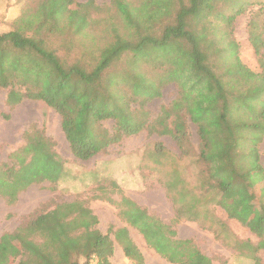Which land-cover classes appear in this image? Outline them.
Listing matches in <instances>:
<instances>
[{"label":"trees","instance_id":"obj_1","mask_svg":"<svg viewBox=\"0 0 264 264\" xmlns=\"http://www.w3.org/2000/svg\"><path fill=\"white\" fill-rule=\"evenodd\" d=\"M254 1L111 0L121 26L115 20L101 26L94 0H42L34 7L21 0V13L6 18L14 21L13 29H0V87L12 109L34 99L56 110L71 151L81 160L145 129L172 136L187 154L191 121L203 165L200 187L216 189L217 204L258 236L257 245L248 244L254 264H264L259 255L264 251L263 10L248 22L260 71L243 63L232 33L237 17ZM170 82L179 87L177 98L163 107L158 124H146L140 99L161 95ZM106 119L116 121L113 131L101 124ZM23 138L0 164V195L9 204L32 184L56 183L64 171L56 143L43 129L32 124ZM129 199L123 218L168 262L214 264L193 239L179 238L169 224ZM97 223L79 201L61 203L4 234L0 264L18 257L17 264H87L93 256L97 264H112L114 242ZM115 239L129 259L146 264L128 228L117 229Z\"/></svg>","mask_w":264,"mask_h":264},{"label":"rangeland","instance_id":"obj_2","mask_svg":"<svg viewBox=\"0 0 264 264\" xmlns=\"http://www.w3.org/2000/svg\"><path fill=\"white\" fill-rule=\"evenodd\" d=\"M41 1L27 0V4L34 7ZM88 1L75 0L76 3ZM94 1L99 6L94 12L99 25L115 20L121 26L120 19L113 16L115 12L111 0ZM259 1L264 6V0ZM259 1L255 0L250 10L237 17L232 32L239 44L241 60L256 72L261 70V66L249 39L248 22L254 13L263 10L259 22L264 24V8H260ZM13 26L14 21L10 22L6 17L0 20L2 31L11 30ZM6 93L7 90L0 87V164L9 161V154L23 145L24 131L35 124L55 141L56 150L64 161V171L56 183L46 181L32 184L19 194L13 204L0 195V239L6 233L16 232L21 226L26 227L37 216L61 203L79 201L98 217L95 228L112 238V264H136L125 255L115 239V231L122 227L128 228L146 264H171L123 218L129 210L126 200L130 198L151 215L169 224L177 231L179 238L193 239L205 254H211L214 264H254L249 244L253 240L257 245L258 236L237 218L227 216L226 211L217 204L216 189L205 191L200 187L199 171L203 165L198 163L199 138L196 126L191 121L188 120L190 141L184 142L187 154L182 153L172 136L145 129L124 138L105 152L81 160L72 153L56 110L34 99H27L12 109L6 103ZM178 93V85L170 82L162 87L161 95L140 99L139 114L146 119V124H158L163 107H169ZM133 105L138 106L136 102ZM101 124L113 131L116 121L106 119ZM178 212L181 216L176 219ZM217 216L224 221L229 218L226 226L216 222L219 219ZM231 228L239 239L236 234L233 237L228 234ZM259 255L264 260L263 250ZM19 259H12L10 264H17ZM87 264L97 263L90 260Z\"/></svg>","mask_w":264,"mask_h":264},{"label":"crops","instance_id":"obj_3","mask_svg":"<svg viewBox=\"0 0 264 264\" xmlns=\"http://www.w3.org/2000/svg\"><path fill=\"white\" fill-rule=\"evenodd\" d=\"M21 8H22V2H21V0H0V18L6 17L8 19L10 18L11 20H13V18L17 17L21 13ZM26 100H24L21 103L17 104L15 107H17L18 105L22 104ZM260 154H261V163H262V165L264 167V137L262 139V142L260 143ZM217 221H218V223L226 226L225 223H227V221H229V218H227V221L220 220V218L218 220H216V222ZM228 234L233 237V236H235L236 233L231 228L229 230ZM237 235L238 234H236V238L239 239V236H237ZM252 243L254 244V241L253 240H252ZM206 255H208V256L211 257V254L210 253H208Z\"/></svg>","mask_w":264,"mask_h":264},{"label":"built area","instance_id":"obj_4","mask_svg":"<svg viewBox=\"0 0 264 264\" xmlns=\"http://www.w3.org/2000/svg\"><path fill=\"white\" fill-rule=\"evenodd\" d=\"M92 260H96V257H95V256H93ZM96 263H97V260H96Z\"/></svg>","mask_w":264,"mask_h":264}]
</instances>
